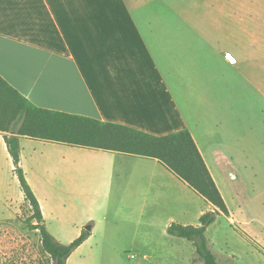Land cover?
I'll return each instance as SVG.
<instances>
[{
  "label": "crops",
  "instance_id": "0c3cea01",
  "mask_svg": "<svg viewBox=\"0 0 264 264\" xmlns=\"http://www.w3.org/2000/svg\"><path fill=\"white\" fill-rule=\"evenodd\" d=\"M205 7L230 16L227 31L164 0H0V76L39 108L158 137L189 130L228 218L252 233L255 223L264 228V0ZM21 148L49 231L53 196L75 202L78 166L106 186L107 200L123 202L121 187L138 201L146 228L158 219L166 232L198 226L214 211L156 159L28 138ZM25 200L0 133V220Z\"/></svg>",
  "mask_w": 264,
  "mask_h": 264
},
{
  "label": "rangeland",
  "instance_id": "374dc122",
  "mask_svg": "<svg viewBox=\"0 0 264 264\" xmlns=\"http://www.w3.org/2000/svg\"><path fill=\"white\" fill-rule=\"evenodd\" d=\"M164 1L189 19L205 22L216 30H228L230 16L220 8L205 7L208 0ZM86 161L80 158L78 164ZM75 190L77 196L71 206L66 200L60 201L62 194L57 193L61 198L53 196L54 218L49 220L50 232L64 244L73 242L87 226H92L90 237L72 254L68 264H194V244L169 236L162 219L153 229L142 226L138 201L125 197L121 187L116 191L123 194V202L114 203V197L108 201L106 186L78 166ZM31 216V205L25 200L12 217L0 220V264H54L44 252L40 232L32 227L37 222L29 223ZM219 217L206 233L219 264H264V228L255 223L250 228L252 233H247L235 219Z\"/></svg>",
  "mask_w": 264,
  "mask_h": 264
},
{
  "label": "trees",
  "instance_id": "16d2710c",
  "mask_svg": "<svg viewBox=\"0 0 264 264\" xmlns=\"http://www.w3.org/2000/svg\"><path fill=\"white\" fill-rule=\"evenodd\" d=\"M0 133L4 135L14 160L25 199L32 208L29 223L37 222L32 227L40 232L44 252L54 264H68V259L90 237L91 232L83 230L73 242L64 244L48 230L40 202L21 166L22 138L158 160L214 206V211L201 216L198 226L172 223L167 233L194 244V264L199 261L219 264L210 249L206 233L220 215L228 217L230 211L189 130L158 137L119 124L39 108L0 76Z\"/></svg>",
  "mask_w": 264,
  "mask_h": 264
},
{
  "label": "water",
  "instance_id": "95a60500",
  "mask_svg": "<svg viewBox=\"0 0 264 264\" xmlns=\"http://www.w3.org/2000/svg\"><path fill=\"white\" fill-rule=\"evenodd\" d=\"M86 230H87V231H91V230H92V226H91V225L87 226V227H86Z\"/></svg>",
  "mask_w": 264,
  "mask_h": 264
},
{
  "label": "built area",
  "instance_id": "2783aa9c",
  "mask_svg": "<svg viewBox=\"0 0 264 264\" xmlns=\"http://www.w3.org/2000/svg\"><path fill=\"white\" fill-rule=\"evenodd\" d=\"M234 61V60H233Z\"/></svg>",
  "mask_w": 264,
  "mask_h": 264
}]
</instances>
